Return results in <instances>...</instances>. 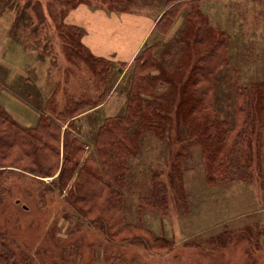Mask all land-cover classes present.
<instances>
[{
	"label": "rangeland",
	"instance_id": "obj_1",
	"mask_svg": "<svg viewBox=\"0 0 264 264\" xmlns=\"http://www.w3.org/2000/svg\"><path fill=\"white\" fill-rule=\"evenodd\" d=\"M130 1L119 10L108 9L110 4L102 0H13L7 7L3 4L4 8H21L24 14L20 23L30 28L16 30L22 45H16L9 59L11 39L7 31L11 20L7 16L0 19V70L7 76L0 88V109L19 127L34 129L41 115L47 114L20 89L10 86L13 77L28 75V69L33 71L29 86L41 89L43 97L54 94V105L62 110L68 97L78 98L85 90L93 92L91 77L98 73V65L91 61H108V85L101 87L108 93L96 108L75 120L88 153L97 128L118 116L127 103L131 57L144 47L156 46L155 57L171 74L182 55L183 45L178 39L184 30L183 18L177 17L170 30L161 33L157 21L164 11V0ZM22 5L28 6L23 9ZM199 7L210 26L227 37V65L235 70L238 83L264 79V0H204ZM86 39L91 46L115 51L118 57L93 54L85 45ZM208 43L200 44V49L210 47ZM191 50L198 49L192 45ZM166 51L173 54L165 57ZM196 56L192 55V61ZM13 63L17 69L20 63L28 67L14 71ZM190 68L191 64L187 66ZM54 85L58 86L55 91ZM228 87V78L223 75L215 83V100L218 92L224 94ZM167 90L170 87L164 84L158 87L160 94ZM230 97L233 100L232 94ZM226 101L222 96L219 104ZM61 127L64 130L66 124ZM144 138L138 165L133 166L151 167L173 184L165 185L161 209L138 196L142 193L146 198L153 192V185L147 183L152 171L146 179L144 172L141 176L132 169L135 180L129 179L131 189L118 212L121 226L115 233L112 228L103 230L95 213L80 217L71 206L69 195L76 174L60 194L51 178L39 182L25 168H15L16 164L0 169V264H264V184L260 185L257 176L208 182L200 150L193 148V170L179 178L172 170L174 162L166 165L163 143L152 134ZM8 153L13 155L11 150ZM260 154L264 173V147ZM257 169L255 175L259 174ZM139 209L142 215L136 219ZM131 227L134 238L127 236Z\"/></svg>",
	"mask_w": 264,
	"mask_h": 264
},
{
	"label": "trees",
	"instance_id": "obj_2",
	"mask_svg": "<svg viewBox=\"0 0 264 264\" xmlns=\"http://www.w3.org/2000/svg\"><path fill=\"white\" fill-rule=\"evenodd\" d=\"M10 1L13 2L0 0V19L7 16L11 20L7 31L11 39L7 50L9 59L13 57L11 54L16 45H22L17 40L16 30L21 26L30 28L20 23L24 14L21 8L17 5L13 9L6 8ZM102 1L110 4V10H119V7L132 3L130 0ZM202 1L164 0V11L157 21L161 33L168 32L177 17L178 20L183 18L184 30L181 39H178L183 45L179 63L170 74L164 69V63H160L154 55L156 46L142 48L131 63L127 103L122 112L116 114L118 116L103 121L97 128L88 153L84 150L85 143L80 139L75 120L96 108L105 98L108 90L101 87L108 85L106 77L111 72V64L103 59L99 63L88 57H80L98 65V73L91 77L94 79V90H85L78 98L68 97L62 110L56 109L54 94L48 93L43 97L41 89L39 92L29 86L33 81V71L28 69V75L13 77L10 86L20 89L29 100L41 105L47 115H41L34 129H27L19 127L0 109V169L13 168L12 165L16 164L15 168H25V172L39 182L51 178V184L60 194L76 174L69 195L71 206L80 217H86L89 212L95 213L101 228L106 231L112 228L114 233L121 226L118 212L126 202V195H129V179L135 180L133 170H137L141 176L144 172L146 179L152 171L147 183L153 185V192L146 198L142 193H138V196L143 202L157 203L161 209L165 185L173 184L170 178H162L151 167L143 168L141 163V169L133 166L138 163L145 134H152L163 143L167 152L166 165L171 166V162H174L172 170L179 178L193 170L192 153L196 148L200 150L208 182L225 178L241 181L243 177L257 176L260 185L264 184L260 160L264 147V79L238 83L233 74L235 70L227 65V37L210 26L207 17L200 11ZM27 6L22 5V8ZM62 37L65 39V36ZM206 37L211 39H204ZM206 41L211 46L200 49L199 45ZM192 45L198 50H191ZM172 54L166 51L165 57ZM193 54L197 55L195 61H192ZM36 58L37 61L41 59L38 55ZM183 58L186 60L182 62ZM13 66L15 71L17 66L15 63ZM223 75L227 76L229 87L224 94L218 92L220 96L215 100V83ZM6 78V74L0 70V88L6 84ZM160 84L170 87V90L158 93ZM57 89V85L52 87L54 91ZM222 96L227 99L224 105L219 104ZM62 124H66L64 130ZM183 128H186V132L182 131ZM252 135L256 136L258 142H254ZM10 150L13 155L8 153ZM256 169L260 175L254 174ZM56 172L58 175L55 177ZM141 215L140 211L136 219ZM131 228L132 232L127 236L134 238V228ZM136 228L141 229L139 224ZM2 250L6 251L3 245Z\"/></svg>",
	"mask_w": 264,
	"mask_h": 264
},
{
	"label": "crops",
	"instance_id": "obj_3",
	"mask_svg": "<svg viewBox=\"0 0 264 264\" xmlns=\"http://www.w3.org/2000/svg\"><path fill=\"white\" fill-rule=\"evenodd\" d=\"M85 45L90 49V51H91L93 54H99V56H105V57L115 55V56L118 57V54H117L115 51H111V50H109V49H107V48H101V47L91 46V45L89 44V40H88V39H86V44H85ZM137 54H138V53H137ZM137 54H135V55H137ZM135 57H136V56H133V57H131V58L133 59V58H135ZM10 101H11V100H10Z\"/></svg>",
	"mask_w": 264,
	"mask_h": 264
}]
</instances>
